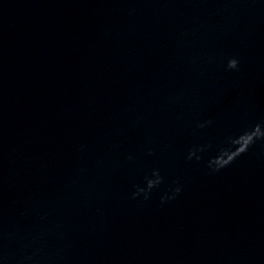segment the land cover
<instances>
[{
	"label": "water",
	"instance_id": "1",
	"mask_svg": "<svg viewBox=\"0 0 264 264\" xmlns=\"http://www.w3.org/2000/svg\"><path fill=\"white\" fill-rule=\"evenodd\" d=\"M255 124L264 0L0 49V264H264V141L208 164Z\"/></svg>",
	"mask_w": 264,
	"mask_h": 264
},
{
	"label": "clouds",
	"instance_id": "2",
	"mask_svg": "<svg viewBox=\"0 0 264 264\" xmlns=\"http://www.w3.org/2000/svg\"><path fill=\"white\" fill-rule=\"evenodd\" d=\"M227 68L235 70L238 68V60L235 58H230L227 61ZM211 124L212 121H207ZM203 124H198V127H203ZM258 140L264 141V126L261 124H255L251 128L241 132L239 135L234 137H229L227 140V146L222 147L218 154L209 160V167L218 172L220 169L227 167L231 164L238 156L244 154L248 149L255 144ZM201 151L203 149H200ZM195 155V151L189 153V159ZM199 159V157H197ZM156 179H147V189L150 190L160 183V177L158 172L153 173ZM177 192L180 191L179 188L176 189ZM139 192H145V198H147V192L145 189H138ZM137 193V194H138Z\"/></svg>",
	"mask_w": 264,
	"mask_h": 264
}]
</instances>
